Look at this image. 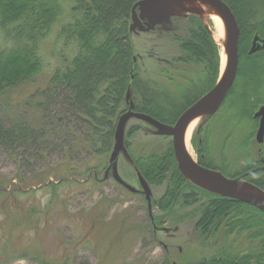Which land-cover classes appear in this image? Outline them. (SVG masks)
<instances>
[{"label":"trees","instance_id":"16d2710c","mask_svg":"<svg viewBox=\"0 0 264 264\" xmlns=\"http://www.w3.org/2000/svg\"><path fill=\"white\" fill-rule=\"evenodd\" d=\"M138 1L73 0L67 11L71 19L62 24L59 36L64 38L66 48L73 46L74 50H64L58 55L59 65L53 69L45 86L20 92L22 86L33 84L42 72L45 66L42 43L61 20L67 6L63 0H0V30L7 40V46L0 50V148L16 157L25 176L34 174L25 181L24 191L18 186L7 190L4 182L0 183V193L36 191L37 185L43 189L65 182L79 183L77 175L85 178L95 170L75 172L76 169H70L73 172L70 174L58 169L50 180V172L39 173L36 168L55 149L67 155V166L72 161L70 149L73 146L82 148L88 156L89 153L94 155L99 165L105 160L107 163L114 149L119 118L130 106L128 93H131L135 111L174 124L215 85L220 70V49L209 28L196 15L180 16L181 32L173 28L170 33L181 51L173 61L195 68L200 66L201 71L170 90H160L157 82L140 76L130 30L132 10ZM224 1L233 10L240 30L237 77L244 78L250 71L253 88L250 91L242 79L241 95L233 86L214 114L228 120L234 113L239 123L241 114L250 118L251 111L264 104V49L249 53L254 37L264 35V0ZM261 14L263 16L258 18ZM254 19L258 21L256 24H253ZM200 45L205 51L200 50ZM202 56L209 60L203 62ZM243 56H246L244 60ZM237 99L239 106L235 104ZM25 100L31 105L27 114L13 113L5 122L1 115L3 107L20 108ZM136 130L133 127L130 132ZM240 132L244 134L233 145L234 160L227 157L223 143L220 151L213 149L207 133L197 147L198 162L229 177L264 166V158L259 162L245 159L249 156V133L243 129ZM240 159L245 161L244 166L234 170ZM134 163L149 184H166L164 195L153 203L160 209L170 211L179 202L185 205L205 200L197 224L201 231L208 233L214 224L215 231L223 227L225 235L234 242L241 237L247 242L245 250L220 251L209 260L190 264H264V213L261 210L190 182L178 168L172 145L164 151L140 155ZM70 176L74 179L69 180ZM245 179L264 189V170L259 169ZM39 256L44 264H52L47 257ZM72 264L89 263L72 259Z\"/></svg>","mask_w":264,"mask_h":264},{"label":"rangeland","instance_id":"374dc122","mask_svg":"<svg viewBox=\"0 0 264 264\" xmlns=\"http://www.w3.org/2000/svg\"><path fill=\"white\" fill-rule=\"evenodd\" d=\"M63 1L67 10L42 43L41 54L45 66L33 84H25L20 92L45 86L53 69L59 65L58 55L64 50H74L73 46L66 48L64 38L59 36L62 24L71 19L67 11L73 2ZM181 15H172L147 31L133 33L132 41L140 76L157 82L160 90L176 89L178 84L201 71L200 66L195 68L190 64L173 61L181 55V51L179 43L170 32L173 28L181 32L183 20L178 19ZM257 22V19L253 20V24ZM207 25L212 31V21ZM5 46L7 40L0 30V50ZM200 47L201 51H205L203 45ZM206 57L202 56L203 62L209 60ZM245 58L243 56V60ZM236 78L233 86L238 95L242 93L239 87L242 79L247 82L248 89L252 90L253 76L250 71L244 78ZM25 102L20 108L3 107L1 115L4 121L7 122L13 113L26 115L31 105ZM235 104L239 106L240 100L237 99ZM260 106L251 111V119L241 114L239 123H236L238 119L234 113L229 115L228 120H223L220 114L202 115L189 142L192 158L198 160L197 147L208 133L213 149L220 151L223 143L222 147L229 155L227 157L234 160L236 153L232 150L233 145L236 139L242 138L244 133H239V130L243 129L249 133L250 142L249 156L245 159L259 162L264 158V143L259 144L256 140L259 120L254 118V113ZM225 125H228L226 129L223 128ZM133 127L138 130L130 132ZM156 132L155 128L144 121L130 118L126 122L123 147L117 150L113 160L110 159L111 153L107 163L105 160V163L99 165L100 161L94 155L89 153L88 156L86 151L76 146L70 149L73 157L68 166L67 155L56 149L51 156L38 163L36 170L39 173L50 172V180L54 179L53 174L58 169L59 172L70 174L73 173L70 169H76L73 170L75 172L95 169L85 179L77 175L79 183L71 181L43 189L37 185L36 191L0 193V264H44L38 258L39 255L47 257L52 264H72V259H83L89 264H190L209 260L220 251L238 252L247 249L244 237L234 242L232 237L225 235L223 227L215 231V225L212 224L208 233L201 231L197 224L205 200L185 205L179 202L170 211L162 210L153 203L164 195L166 184H150L152 219L145 195L131 192L116 181L114 175L118 174L134 188L142 189L134 159L140 155L164 151L172 145L170 136H158ZM235 135L240 136L235 138ZM244 164L245 161L241 160L234 170ZM95 166H98V170ZM32 177L34 174L24 175L13 154L0 148V183H7V190L18 186L24 191L25 181Z\"/></svg>","mask_w":264,"mask_h":264},{"label":"water","instance_id":"95a60500","mask_svg":"<svg viewBox=\"0 0 264 264\" xmlns=\"http://www.w3.org/2000/svg\"><path fill=\"white\" fill-rule=\"evenodd\" d=\"M187 1L207 2L214 7L215 11L223 19L227 34L225 41V51L227 54L226 68L223 73L220 71L216 84L188 107L174 124H167L150 115L135 111L134 103L130 101L129 110L120 116L117 124L115 133L116 142L111 159L113 160L117 155V150L123 147L124 129L128 119L137 118L143 120L155 127L159 135L172 136L174 155L178 168L184 177L205 190L248 203L264 213V189L245 179L257 170H263L264 167L252 169L239 177H228L219 170L201 165L188 154L185 148L184 136L188 123L195 117L216 113L231 90L237 76L240 30L231 7L224 0H140L134 5L132 10V28H138L141 31L149 30L155 24L168 20L172 15H180V13L175 11L174 7L181 6L184 8V6L180 5V2ZM136 9H139V15L136 13ZM187 13L200 16L195 11ZM142 20L147 21L146 25L148 28H145ZM261 49H264V37L255 36L249 53L252 54ZM127 98L130 99L129 93ZM254 118L259 120L256 140L259 144H262L264 142V105L259 107L254 113ZM115 179L128 190L132 192L137 191L119 175L116 174ZM139 179L142 192L145 194L151 213V188L143 176L139 175Z\"/></svg>","mask_w":264,"mask_h":264},{"label":"bare ground","instance_id":"6f19581e","mask_svg":"<svg viewBox=\"0 0 264 264\" xmlns=\"http://www.w3.org/2000/svg\"><path fill=\"white\" fill-rule=\"evenodd\" d=\"M183 7L181 6H175V11L177 12H182V13H187L190 11H195L197 12L206 23H209V21H212L213 23V37L215 41L219 44L220 46V66H221V73L224 72L226 65H227V54L225 51V41L227 38L226 34V27L224 24L223 19L218 15V13L215 11L214 7L207 3V2H202V1H187V2H180ZM200 116L193 118L187 125V128L185 130V136H184V141H185V148L188 152V154L192 156L191 151H190V138L192 137V134L194 132V129L197 125V122L199 120Z\"/></svg>","mask_w":264,"mask_h":264}]
</instances>
